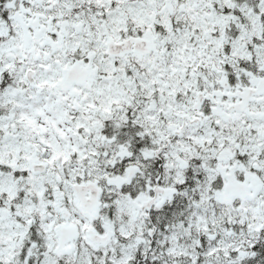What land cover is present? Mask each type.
I'll use <instances>...</instances> for the list:
<instances>
[{"label":"snow or ice","instance_id":"snow-or-ice-1","mask_svg":"<svg viewBox=\"0 0 264 264\" xmlns=\"http://www.w3.org/2000/svg\"><path fill=\"white\" fill-rule=\"evenodd\" d=\"M0 264H264V0H0Z\"/></svg>","mask_w":264,"mask_h":264}]
</instances>
